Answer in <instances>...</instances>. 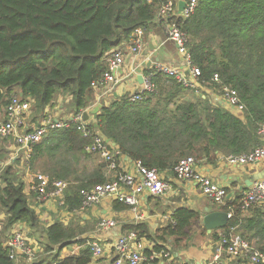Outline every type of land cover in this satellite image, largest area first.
<instances>
[{
    "label": "trees",
    "instance_id": "obj_1",
    "mask_svg": "<svg viewBox=\"0 0 264 264\" xmlns=\"http://www.w3.org/2000/svg\"><path fill=\"white\" fill-rule=\"evenodd\" d=\"M167 1L0 0V119H5L15 96L31 102L45 119L59 96L70 98L66 106L73 117L86 112L93 105V84L109 71V54L128 46L136 30L149 31ZM176 22L187 36L202 87L219 97L224 88L235 91L242 112L235 114L152 68L147 75L153 87L138 93L140 101L132 102L128 94L103 103L96 121L88 124L109 141L120 162L128 157L161 174L174 172L185 158L215 165L220 158L248 155L263 145L259 130L264 126V0H199L190 18ZM91 144L78 124L71 123L48 131L25 158L30 172L44 175L50 187L57 181L69 184L60 209L72 214L83 208V190L113 179L108 164L87 150ZM20 161L1 167L0 264H18L10 259L6 242L19 225L43 249L35 261L23 264H92L91 244L78 239L87 229L60 220L49 226L41 219L34 207L40 194L35 190L26 194L24 179L15 168ZM243 194L220 208L232 217L210 236L200 214L184 208L176 210L173 222L154 236L145 225L124 231L154 242L145 250L150 262L154 254L171 253L170 239L174 248L190 247L196 236L220 243L221 235L232 233L264 254V204L243 210ZM114 208L128 206L116 202ZM74 244L82 247L80 254L61 259L63 250Z\"/></svg>",
    "mask_w": 264,
    "mask_h": 264
},
{
    "label": "built area",
    "instance_id": "obj_2",
    "mask_svg": "<svg viewBox=\"0 0 264 264\" xmlns=\"http://www.w3.org/2000/svg\"><path fill=\"white\" fill-rule=\"evenodd\" d=\"M199 0H187L186 8L183 12L179 11V4L175 0H168L160 9L159 18L167 24V34L178 48L179 54L185 59L187 73L179 68L169 67L161 63H155L154 69L163 72L170 77L176 78L178 83L187 88L201 92L202 85L200 83L201 72L192 65L191 56L187 48V36L180 29L176 19H188L195 12ZM146 32L138 29L134 32L131 42L128 45L129 55L135 56L140 53L143 48ZM127 54L123 50H115L108 56L107 62L109 71L103 75L100 82L93 84V89L110 90L112 86L118 84L117 73L124 66ZM151 76H147L144 81V88L141 91L131 94V101L138 102L141 96L138 94L144 90H151ZM218 79V76L215 77ZM228 101L232 107H235L240 114L243 110L242 106H237V93L229 88H224V94L221 96ZM92 108V107H91ZM90 108V109H91ZM32 109L29 101L22 100L21 97L15 96L11 99L9 106L5 111V119H0V138H13L17 146L16 155L29 158L32 153V146L39 143L45 134L52 129H61L68 127L71 123L78 124V131L85 139H91L92 144L87 148L90 153L98 155L108 164V171L112 174L113 179L104 185H98L91 190H83L81 192L84 198L83 208H90L100 204L104 199H112L115 202L125 204L137 213L140 199L144 194H148L152 198H159L172 192V185L165 180L164 176L156 169H148L140 163L136 164V170L133 172H124L121 170V162L118 158L119 153L109 146L101 133H94L88 128V121H84L83 114L89 109L70 119L56 120L54 117L48 116L43 124L33 130L26 129V117ZM259 135L262 138L263 145L258 147L252 153L241 157H229L226 160L231 165L250 166L258 164L264 160V126L260 128ZM12 162V159L10 160ZM9 161V162H10ZM9 165V163L7 164ZM4 168V167H3ZM2 168V169H3ZM0 170V174L1 171ZM175 175L179 181L189 182L198 186L201 192L215 205L224 207L229 200L228 188L216 183L207 174L198 169V162L195 158L189 157L182 159L174 169ZM69 187L67 182L57 181L52 184L44 175H35L32 184V190L37 191L40 200L43 202H58L59 206L64 205V193ZM243 198V210H249L254 206L264 204V179L256 181L245 192ZM58 200V201H56ZM229 220L232 215L228 214ZM117 226L114 220H104L98 225L99 231H106ZM233 232V230H232ZM220 249L213 256L210 264H234L235 261L243 259L246 264H264V254L256 250L249 242L232 234L221 235ZM7 248L10 249V259L23 263H31L35 261L42 253L37 245L31 243L27 235L19 228L14 227L10 237L6 242ZM39 246V245H38ZM41 247V246H40ZM94 258L103 255L101 245L97 243L91 244ZM39 251H38V250ZM146 245L142 238H138L135 232L120 236L115 244L116 258L113 264H144L148 261L145 256ZM223 254L227 255V260L223 259ZM160 257L171 259L172 256L168 252L166 254H154L151 261ZM173 264V263H172Z\"/></svg>",
    "mask_w": 264,
    "mask_h": 264
},
{
    "label": "crops",
    "instance_id": "obj_3",
    "mask_svg": "<svg viewBox=\"0 0 264 264\" xmlns=\"http://www.w3.org/2000/svg\"><path fill=\"white\" fill-rule=\"evenodd\" d=\"M178 4L181 0H175ZM127 54L126 61L121 70L117 73L118 84L111 87L110 90L93 89L92 108L87 113L90 114L89 123L95 122L96 118L92 115L94 108L103 103L110 104L119 98L141 91L144 88V79L148 76L147 71L152 69L155 63H161L173 68H179L187 73L185 59L179 54L177 46L168 38L167 24L159 19L154 23V26L146 32L144 45L138 55H129V47L122 48ZM142 76V83L138 80ZM201 92L210 97L215 103H219L224 108L239 114L235 107H232L228 101L221 96H215L210 90L202 88ZM203 98L206 96L203 95ZM70 98L59 96L56 101V107L47 109L46 113L56 120L66 121L72 117V113L68 110L66 104ZM45 118L37 114L33 108L26 117V129L33 130L39 128ZM6 145L0 147V169L8 166L7 164L12 159V163L20 161L15 165L17 171L24 179L26 184V194H31L34 177L30 170L26 172L25 156L20 153L16 155L17 146L14 142L4 140ZM4 150L6 157L1 158ZM128 157L121 161V170L124 172H134L136 164ZM198 169L207 174L216 183H219L228 188L229 194L234 198L237 194L247 192L254 182L264 179V160L258 164L250 166L231 165L226 158H220V161L215 165L208 163H198ZM165 180L168 181L173 189L172 192L159 198H152L148 194H144L140 199V204L137 213L131 208L116 211L114 208L115 201L112 199H104L100 204L90 208L81 209L75 214L66 210H61L58 202H43L37 194L35 208L41 219L47 225L53 224L56 220H60L65 225H73L75 227L87 229L86 233L79 237L80 240H87L88 244L97 243L103 249L101 257L94 258L92 264H113L116 258L115 244L120 236L128 234L125 232L127 226L145 225L148 233L154 236L158 230L168 226L173 222L174 212L178 209H188L200 214L203 223V217L206 211H222L219 206L212 203L198 188L197 185L179 181L175 172L162 173ZM253 182V183H251ZM4 216L0 217L3 220ZM104 220H114L117 226L106 231H99L98 225ZM204 226V225H203ZM19 228L27 234L28 230L25 226L19 225ZM195 231L198 229L195 227ZM221 231H218L220 233ZM210 236L211 234L208 233ZM28 238V236H27ZM31 243L37 245V248L43 251L42 247L36 242L28 238ZM146 245V250H151L154 242L148 241L145 237L142 238ZM195 241L190 247H173V239L169 240L168 249L171 251L172 258L165 259L160 257L157 262H146L144 264H210L213 256L219 251L220 243L213 242L210 237L201 238L196 236ZM39 245V246H38ZM37 249V250H38ZM38 250V251H39ZM82 247L74 244L63 250L61 259L68 258L72 255H79ZM223 259L227 260V255L223 254ZM23 264V262L19 263ZM234 264H246L243 259H239Z\"/></svg>",
    "mask_w": 264,
    "mask_h": 264
},
{
    "label": "water",
    "instance_id": "obj_4",
    "mask_svg": "<svg viewBox=\"0 0 264 264\" xmlns=\"http://www.w3.org/2000/svg\"><path fill=\"white\" fill-rule=\"evenodd\" d=\"M186 1L187 0H181L179 2V11L183 12L186 8ZM138 80L142 83V76L138 78ZM102 105H98L94 108L92 115L94 118L97 117ZM84 121H88L90 119L89 113L83 114ZM96 129L98 128V125L95 124L94 126ZM103 136V135H102ZM109 143V141H107ZM128 159V158H127ZM253 183V182H251ZM232 196H229V199H231ZM206 215L203 217V225L207 229L208 233L211 234L214 231L222 230L224 229L229 222V216L228 213H225L223 211H206Z\"/></svg>",
    "mask_w": 264,
    "mask_h": 264
},
{
    "label": "rangeland",
    "instance_id": "obj_5",
    "mask_svg": "<svg viewBox=\"0 0 264 264\" xmlns=\"http://www.w3.org/2000/svg\"><path fill=\"white\" fill-rule=\"evenodd\" d=\"M242 112V111H241ZM9 141H11L12 143H14L13 142V138H10V139H8ZM2 145H6V143H5V141L3 140V139H1L0 138V147H2ZM3 150V149H2ZM2 159H4V157H6V154H5V152H4V150L2 151ZM11 164H13L11 161L9 162V165H11ZM8 165V166H9ZM26 172H28V168H27V166H25V169H24ZM56 201H58V200H56ZM47 224V223H46ZM198 242H200V241H195V242H192L193 244H195V243H198Z\"/></svg>",
    "mask_w": 264,
    "mask_h": 264
}]
</instances>
